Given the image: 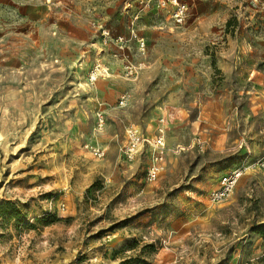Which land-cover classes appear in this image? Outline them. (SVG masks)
<instances>
[{
    "label": "rangeland",
    "instance_id": "rangeland-1",
    "mask_svg": "<svg viewBox=\"0 0 264 264\" xmlns=\"http://www.w3.org/2000/svg\"><path fill=\"white\" fill-rule=\"evenodd\" d=\"M180 1L0 0V264H264L263 2Z\"/></svg>",
    "mask_w": 264,
    "mask_h": 264
},
{
    "label": "built area",
    "instance_id": "built-area-1",
    "mask_svg": "<svg viewBox=\"0 0 264 264\" xmlns=\"http://www.w3.org/2000/svg\"><path fill=\"white\" fill-rule=\"evenodd\" d=\"M255 1L256 3L263 2L262 8H264V1ZM170 3L172 4L173 19L176 23L183 24L187 16V4L180 0H170ZM163 4H166V0H163ZM99 125L103 126V118L100 119ZM146 144L153 150V154L151 156V162L146 169L145 179L148 183H154L166 167L164 151L167 150V146L163 136V129L159 128L157 136L153 138H144L138 128L130 126L127 131V143L125 146L127 156L133 160ZM94 152L99 157H103L105 154L104 150L101 148H96ZM250 164H242L224 173L220 178L218 187L212 191L210 199L213 202H220L227 198L235 189L238 181L251 166L264 169V154L257 161Z\"/></svg>",
    "mask_w": 264,
    "mask_h": 264
},
{
    "label": "bare ground",
    "instance_id": "bare-ground-1",
    "mask_svg": "<svg viewBox=\"0 0 264 264\" xmlns=\"http://www.w3.org/2000/svg\"><path fill=\"white\" fill-rule=\"evenodd\" d=\"M183 148V147H182Z\"/></svg>",
    "mask_w": 264,
    "mask_h": 264
}]
</instances>
